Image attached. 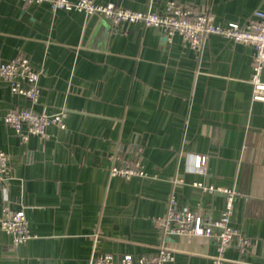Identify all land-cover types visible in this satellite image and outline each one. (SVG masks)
Masks as SVG:
<instances>
[{"label": "crops", "instance_id": "1", "mask_svg": "<svg viewBox=\"0 0 264 264\" xmlns=\"http://www.w3.org/2000/svg\"><path fill=\"white\" fill-rule=\"evenodd\" d=\"M168 1L224 26L246 24L264 0H93L158 14ZM18 55L40 72L34 109L67 116L65 129L22 141L3 115L30 104L0 79V213L23 211L33 235L13 248L0 229V264H89L149 255L161 243L173 251L168 264H209L212 241L163 238L154 226L171 198L203 219L220 217L225 194L194 183L238 193L232 223L251 245L227 249L224 264H264V102L252 101V46L209 36L199 53L156 27L0 0V64ZM115 147L147 177H110ZM197 156L206 157L204 174Z\"/></svg>", "mask_w": 264, "mask_h": 264}, {"label": "built area", "instance_id": "2", "mask_svg": "<svg viewBox=\"0 0 264 264\" xmlns=\"http://www.w3.org/2000/svg\"><path fill=\"white\" fill-rule=\"evenodd\" d=\"M24 4L40 5L48 3L53 11L73 10L87 16L96 15L108 21L111 26L119 27L130 24H140L143 27L161 29L163 37L170 41L178 35L191 48L201 53L204 41L209 36H219L228 41L250 45L254 49V63L250 84L252 86V101L264 102V1L262 6L254 11L244 25L228 23L224 26L214 23L210 13L199 12L181 5L176 1H168L165 12H137L123 9L115 4L100 5L93 0H17ZM39 71H35L28 58L18 55L14 59L0 64V79L5 81L14 95L24 98L29 106L6 111L3 122L22 141L28 135L46 136L50 126L65 129L67 111L64 108L47 114L38 112L34 105L39 97ZM110 161L109 176L130 179L132 177L146 178L147 174L139 159L125 158L118 148H113L108 155ZM206 157L197 156L194 160L195 170L201 174L205 171ZM7 156L0 151V180L6 171ZM177 183H182L178 179ZM193 186L202 191L213 193L219 191L225 194L226 201L223 212L218 219H203L198 214L180 210L173 198L168 202L167 212L163 217L154 220L155 229L163 238L189 236L204 238L215 244V254L210 257L209 264H224L225 252L233 247L239 254L249 249L251 241L232 223L233 201L238 193L234 190L213 188L201 183ZM0 229L10 237L13 248L23 245L33 238L23 211H12L7 206L1 208ZM174 261L173 251L161 243L154 253L149 255H122L117 258L110 254L91 256L89 264H168Z\"/></svg>", "mask_w": 264, "mask_h": 264}]
</instances>
